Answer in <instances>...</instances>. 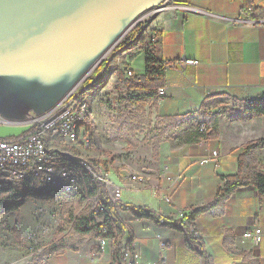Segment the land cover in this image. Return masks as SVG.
Masks as SVG:
<instances>
[{
	"label": "crops",
	"instance_id": "crops-1",
	"mask_svg": "<svg viewBox=\"0 0 264 264\" xmlns=\"http://www.w3.org/2000/svg\"><path fill=\"white\" fill-rule=\"evenodd\" d=\"M248 1L251 15L245 12V0H171L152 23L159 33L155 50L161 60L190 57L199 63L166 68L165 92L152 98L154 122H163L155 133L161 138L158 152L152 143L148 152L135 153V160L107 161L110 183L122 190L118 213L127 226L122 243L127 244L131 231L136 264H264V194L255 184L238 187L222 205L196 217L204 238L201 250L180 228L161 222L178 220L214 201L225 176L238 170L243 145L264 138V115L231 118L245 101L264 94L263 0ZM139 53L145 66L136 74L146 72L145 51L125 59L130 64L129 58ZM187 113L170 125L168 117ZM201 123L207 124L205 134L199 131ZM214 149L218 159L202 163ZM253 157L264 170V148L254 150ZM144 169L151 176L148 182L128 177ZM141 208L154 210L156 216L135 215ZM257 226L262 238L255 243L244 233ZM163 240L168 243L164 248ZM112 255L113 243L101 247L94 237L47 254L43 262L111 264Z\"/></svg>",
	"mask_w": 264,
	"mask_h": 264
},
{
	"label": "water",
	"instance_id": "water-1",
	"mask_svg": "<svg viewBox=\"0 0 264 264\" xmlns=\"http://www.w3.org/2000/svg\"><path fill=\"white\" fill-rule=\"evenodd\" d=\"M164 0H0V112L42 114ZM27 126H0V137Z\"/></svg>",
	"mask_w": 264,
	"mask_h": 264
},
{
	"label": "rangeland",
	"instance_id": "rangeland-1",
	"mask_svg": "<svg viewBox=\"0 0 264 264\" xmlns=\"http://www.w3.org/2000/svg\"><path fill=\"white\" fill-rule=\"evenodd\" d=\"M261 5L264 8V0ZM156 17L145 24L143 22L138 25L139 28L136 29L138 33L144 29L147 30L140 36L141 41L131 49L133 53L139 49L146 51L145 46L151 43L152 29H154L152 23ZM249 18L253 17L249 16ZM127 47L128 45L123 44L117 46V49L115 48V51L113 50L112 54L106 57L101 65L102 68L97 73L102 71L101 69L106 66L109 59L107 68L109 74L105 82L96 93L90 95L92 117L88 122V127L93 144L83 151L84 156L90 159L106 162L118 159L135 160V153L148 152L152 143L161 140L158 135H155L158 130L157 126L163 123L162 121L154 122L155 99L148 100L141 109L133 100V97L140 92L128 90L121 81L122 71L125 77H131L126 74L130 64L135 74L145 66L144 54L139 53L140 55L130 57V64L125 61L126 57L132 53L131 50H126ZM98 77L103 78L99 75ZM88 90L89 88L86 89ZM125 124L131 127L132 125L137 126L138 129H133L134 132L132 130L133 133L128 134L129 129L124 127ZM65 144L67 143L63 146ZM135 148L137 150L133 151ZM82 150L79 149V151ZM2 180L4 178L0 175V181ZM11 194L15 195L20 205L22 245H18L12 230L16 221V213L11 210ZM87 205L88 202L85 199L82 200V197L59 192L43 195L37 188L30 186L15 190L0 188V264H44L43 259L47 255L45 248L56 245L81 246L87 239L97 237L95 234L78 235L72 230V215L81 212Z\"/></svg>",
	"mask_w": 264,
	"mask_h": 264
},
{
	"label": "built area",
	"instance_id": "built-area-1",
	"mask_svg": "<svg viewBox=\"0 0 264 264\" xmlns=\"http://www.w3.org/2000/svg\"><path fill=\"white\" fill-rule=\"evenodd\" d=\"M171 0H164L161 3V7L152 12L148 16H139L136 22L132 27L125 33L122 40L118 42L111 48L110 52L114 50V47H117L120 44H126L130 41L132 36L131 34H137V28L143 19H153L160 12L165 10L169 5ZM246 13L252 14L251 7L245 9ZM153 38V40H152ZM159 41V33L153 29V35L151 36V43L147 44L145 49H155V45ZM105 55L103 60L95 66L82 80H80L55 106H53L48 111L37 114L32 112L26 118H12L4 115L0 112V126H27L28 129L23 133L16 136L9 137H0V175L6 180L7 178H17L19 179V186H24L21 184V177L28 171H37V184H34L35 187H41V185L51 183L52 174H48L47 171V162H57L60 158V152L62 148H56V140H64L65 142L72 143L74 145V139H82V143L86 146L91 147L93 144L91 132L88 127V121L85 124L81 125V128H74L72 125V117L78 116V114H85L84 105L77 104V97L79 88L83 85H88V81L92 80V77L95 75L98 76V70L100 69L102 63L108 56ZM199 60L196 58L185 57L182 60H164L163 64L165 68L176 66L181 64L186 66L188 64H198ZM104 67V66H103ZM102 70V69H101ZM100 70V71H101ZM126 74L132 76L135 74L134 69L129 66L127 67ZM95 76V78H96ZM165 92V87L159 89L160 95ZM264 96V94L262 95ZM87 115V114H86ZM199 131L201 133H206L208 127L206 123H201L199 126ZM44 132H51V144L42 143V134ZM70 154H74L69 152ZM75 155V154H74ZM219 152L217 149H214L211 155H207L201 159L202 163L208 162L210 160H217ZM19 160H26V169H16V162ZM2 161H10L12 165H15V172H8L1 169ZM95 170L93 164H89ZM96 171V170H95ZM65 173L63 172H57ZM100 176V181L105 182L110 193L112 201L115 203V210L118 211L122 199V190L120 187L112 185L108 178V173H98ZM70 174L75 173H68ZM129 176H136L143 178V183H146L150 180L151 176L148 173L147 169H144L142 172L137 173H128ZM181 178V174L177 176V179ZM15 190V189H13ZM168 201H171V197H167ZM99 214L96 216L98 221H104L106 219V213L103 212V205L98 209ZM192 210L187 213H183L180 219L176 221L184 222V229H181L183 233L187 236L189 243H191L197 250H201L204 244L203 234L196 224V220L192 218ZM102 218V219H101ZM107 232V229L104 231ZM244 237L252 239L253 242L258 243L262 238V228L257 226L254 231H246ZM100 246L104 247L107 244V241L110 240V237H99ZM162 247L168 245L167 241H161ZM97 254L96 252L94 253ZM137 259L138 254L135 252ZM132 248L128 244L122 245L120 262L119 264H132Z\"/></svg>",
	"mask_w": 264,
	"mask_h": 264
},
{
	"label": "trees",
	"instance_id": "trees-1",
	"mask_svg": "<svg viewBox=\"0 0 264 264\" xmlns=\"http://www.w3.org/2000/svg\"><path fill=\"white\" fill-rule=\"evenodd\" d=\"M249 1L245 0V9L248 6ZM134 35L126 44L128 47L126 50L134 48L140 35ZM138 36V37H137ZM133 46V47H132ZM146 47V46H145ZM120 49V48H119ZM132 52V51H130ZM146 53V72L134 74L131 77H125L123 71L121 72V81L125 87L130 91L140 92L135 97H133L134 103L139 105L142 109L152 98L158 99L161 95L159 89L164 87L166 84V68L164 67V60H161L155 49H147ZM105 67V66H104ZM102 68V66L100 67ZM108 75V70L106 71L104 77ZM96 75L92 77V80L88 81L89 90L85 93L91 95L96 93L98 89L101 88L102 84L105 82L104 78H95ZM91 98V97H90ZM264 115V96H260L255 99H248L242 105V108L237 113H233L231 118H236L240 120H246L253 118L255 116ZM188 116L187 114L175 115L168 117L171 121L170 125H175L178 122L184 120ZM207 123L206 117L203 119ZM124 127L129 129V133H133L138 127L132 125L129 126L125 124ZM134 129V130H133ZM133 130V132H132ZM131 131V132H130ZM160 140H156L154 143V151L158 152ZM135 143V142H134ZM259 148H264V138L253 139L245 143L242 147V152L239 156V166L238 170L234 173L227 174L225 176L226 182L219 190L214 201L192 210V218L203 213L212 210L213 208L222 205L224 201L240 186L247 184H255L259 191L264 194V170L261 169L254 157L253 151ZM91 162L94 165L95 170L98 173H105L109 171V166L107 162L99 159H92ZM99 190V201H97L96 194ZM58 193V192H54ZM59 193L67 194L65 192L59 191ZM91 200L88 202L86 208L81 212L72 215L73 218V232L78 235L95 234L97 237H110L113 243V255L111 264H119L120 254L122 249V239L127 233V226L124 220L120 217L118 211L115 210V203L110 197L107 185L105 182H100L99 186H95V189L90 191ZM81 198V196H79ZM11 199V210L16 213V221L13 227V232L16 237V242L18 245H22L23 242V231L21 227V210L20 205L15 197V195H10ZM84 198L82 197V200ZM103 205V212L106 213V219L104 221H98L96 216L99 214V207ZM135 215L139 217H155L156 213L154 210L145 211L142 208L138 211L135 210ZM175 227L183 229L178 223H170ZM105 229L107 232L105 233ZM134 235L130 231V236L127 244L132 248V264L137 263L135 256V250L133 249ZM64 245H56L52 247L45 248L46 254L57 252L65 248ZM75 248V247H74ZM119 261V262H118Z\"/></svg>",
	"mask_w": 264,
	"mask_h": 264
},
{
	"label": "bare ground",
	"instance_id": "bare-ground-1",
	"mask_svg": "<svg viewBox=\"0 0 264 264\" xmlns=\"http://www.w3.org/2000/svg\"><path fill=\"white\" fill-rule=\"evenodd\" d=\"M157 7H161V3L157 6H154L144 11L141 14V16L150 15L152 12H154L157 9ZM150 20L151 19H143L142 23L144 22L145 24ZM146 30L147 29L140 31L138 36L139 35L142 36L143 33L146 32ZM124 36L125 34L119 40H122ZM139 41H141L140 37L137 40V42ZM115 48L116 47H114V49ZM109 54L110 53H108V55ZM109 62L110 60L108 59L106 66L98 74L99 76H103L104 79H106L107 77V76L104 77V75L107 71V68L109 67ZM97 78L100 77L97 76ZM87 88H89V85H83L81 88H79L78 91L77 104L84 105L85 114H78V116L72 117V125H74V128H81V125L85 124V122L87 121L89 122L92 117L90 96L85 93ZM42 143L51 144V132H44V134H42ZM64 143H67L69 146H66L67 144L63 146ZM87 147L88 146L82 143V139H74V145H72V143L65 142L64 140H56V148H62L63 152H60V158H58L57 162H47L48 174H52L51 183L41 185V187L33 186L34 184H37V171H28L26 172V174L23 175V177H21V184H24V186L17 187L19 186V179L17 178H7L6 180L0 181V188L11 190L16 188L23 189L25 186H30L33 188H37L40 191V193L43 195H52L54 192L62 191L69 195L81 196L86 200V202H89L91 200L90 191L95 189V186H99V183L101 181L99 174H97L96 171L93 170L92 166H89V164H93L91 162L92 159L84 156L83 151ZM79 149L80 150L83 149V150L79 151ZM69 152L74 153L75 155L70 154ZM1 169L8 172H15V165H12L10 161H2ZM16 169H26V160H19L18 162H16ZM63 171L65 173L57 174V172H63ZM68 173H75V174H70V176H68ZM129 173H137V172H129ZM129 178L136 180L140 183H143V178H139L136 176H129ZM99 194L100 193L98 190L96 194L97 201H99ZM161 222L167 224L178 223L184 229V222L182 221H176L172 219L170 220L162 219ZM109 241L112 242L111 238ZM109 241H107V243Z\"/></svg>",
	"mask_w": 264,
	"mask_h": 264
}]
</instances>
